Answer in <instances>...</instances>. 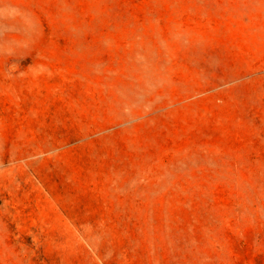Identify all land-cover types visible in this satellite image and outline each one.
<instances>
[{
	"label": "rangeland",
	"instance_id": "obj_1",
	"mask_svg": "<svg viewBox=\"0 0 264 264\" xmlns=\"http://www.w3.org/2000/svg\"><path fill=\"white\" fill-rule=\"evenodd\" d=\"M0 264H264V0H0Z\"/></svg>",
	"mask_w": 264,
	"mask_h": 264
}]
</instances>
